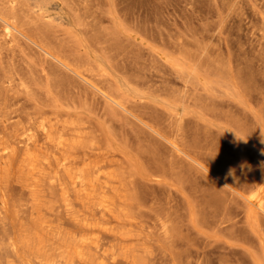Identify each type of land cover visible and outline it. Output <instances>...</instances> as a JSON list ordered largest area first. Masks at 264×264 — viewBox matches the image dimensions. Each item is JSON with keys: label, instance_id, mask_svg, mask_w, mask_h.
I'll return each instance as SVG.
<instances>
[{"label": "bare ground", "instance_id": "obj_1", "mask_svg": "<svg viewBox=\"0 0 264 264\" xmlns=\"http://www.w3.org/2000/svg\"><path fill=\"white\" fill-rule=\"evenodd\" d=\"M108 1L0 0V264H264V52Z\"/></svg>", "mask_w": 264, "mask_h": 264}, {"label": "rangeland", "instance_id": "obj_2", "mask_svg": "<svg viewBox=\"0 0 264 264\" xmlns=\"http://www.w3.org/2000/svg\"><path fill=\"white\" fill-rule=\"evenodd\" d=\"M89 2L98 13L111 6L108 0ZM113 4L139 16L152 29L138 35L146 45L163 33L178 44L191 43L193 58L220 55L229 42H241L253 56L264 52V0H113ZM137 52L147 61L152 59L149 46ZM26 59L39 62L33 53Z\"/></svg>", "mask_w": 264, "mask_h": 264}, {"label": "clouds", "instance_id": "obj_3", "mask_svg": "<svg viewBox=\"0 0 264 264\" xmlns=\"http://www.w3.org/2000/svg\"><path fill=\"white\" fill-rule=\"evenodd\" d=\"M261 135H262V137H264V132H261ZM261 142L264 143V139H262ZM261 154L264 155V151H262Z\"/></svg>", "mask_w": 264, "mask_h": 264}]
</instances>
